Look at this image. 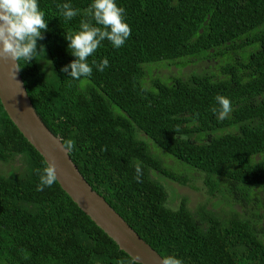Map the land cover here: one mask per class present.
<instances>
[{"label":"trees","instance_id":"trees-1","mask_svg":"<svg viewBox=\"0 0 264 264\" xmlns=\"http://www.w3.org/2000/svg\"><path fill=\"white\" fill-rule=\"evenodd\" d=\"M64 3L80 14L66 21ZM91 3L39 0L48 61L18 63L39 117L72 142L83 177L163 259L264 264V0H117L130 37L120 48L104 40L89 62L109 66L74 80L61 71L74 59L65 34L95 24ZM200 62L212 71L180 75ZM165 65L177 73L159 76ZM218 96L232 103L223 121ZM172 159L228 202L226 215L168 193L160 178L184 181ZM46 166L0 101V264H141L58 182L37 190Z\"/></svg>","mask_w":264,"mask_h":264},{"label":"clouds","instance_id":"clouds-1","mask_svg":"<svg viewBox=\"0 0 264 264\" xmlns=\"http://www.w3.org/2000/svg\"><path fill=\"white\" fill-rule=\"evenodd\" d=\"M86 11L95 24L82 21L78 31L65 34L67 49L74 59L64 65L61 71L74 80L90 77L94 67L103 72L109 66L106 57L99 63L94 59L89 62V57L104 40L111 42L114 48H120L131 35V27L125 19V9L118 5L117 0H92ZM78 14L80 10L73 8L70 3L62 5V15L66 21L72 20ZM47 29L48 22L39 0H0V58L10 57L15 64L25 61L21 67L33 60H46V47L39 45L38 48V40L43 39V32ZM21 67L15 69L19 70ZM217 102L220 110L217 113L214 109V114L218 120L223 121L232 111V103L223 96H218ZM71 147L72 142L68 141L65 150L68 151ZM137 172L139 173V169ZM57 180V165L51 161L40 174L37 190L51 187ZM163 264H183V261L175 255H169L163 259Z\"/></svg>","mask_w":264,"mask_h":264},{"label":"water","instance_id":"water-1","mask_svg":"<svg viewBox=\"0 0 264 264\" xmlns=\"http://www.w3.org/2000/svg\"><path fill=\"white\" fill-rule=\"evenodd\" d=\"M18 64L0 58V101L9 118L46 165H57L58 184L118 246L141 264H163V257L147 243L79 172L61 138L42 121L27 94Z\"/></svg>","mask_w":264,"mask_h":264},{"label":"rangeland","instance_id":"rangeland-1","mask_svg":"<svg viewBox=\"0 0 264 264\" xmlns=\"http://www.w3.org/2000/svg\"><path fill=\"white\" fill-rule=\"evenodd\" d=\"M212 66H213L212 62H200V64L189 65L180 70V75L182 74L186 75L193 70L198 72L212 71ZM154 70H156L155 66H154ZM177 71L178 68H176L175 65H165L157 69L156 72L159 76L166 77L172 74H176ZM171 166L181 175L184 181L176 182L171 179L166 180L160 178L163 181V183L166 185L168 193L170 194L175 193L179 198L186 196L188 198V203L190 207H195L197 204L201 202L208 203L209 201H211L213 204L211 206L208 205V207L217 206L218 209H221L224 215L227 214L229 209L228 202H225L219 196V194L216 195L211 194L209 192V189L202 182V180L200 179L197 173L185 171L184 168L174 160ZM245 214L247 215V211H245Z\"/></svg>","mask_w":264,"mask_h":264}]
</instances>
